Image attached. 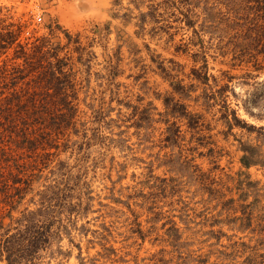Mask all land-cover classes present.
I'll return each mask as SVG.
<instances>
[{"label": "trees", "instance_id": "1", "mask_svg": "<svg viewBox=\"0 0 264 264\" xmlns=\"http://www.w3.org/2000/svg\"><path fill=\"white\" fill-rule=\"evenodd\" d=\"M128 5L123 8L122 0L112 1L110 20L101 29L104 33L113 28L119 41L118 28L112 21L127 27L135 20L133 34L137 39L144 40L145 34L151 36L156 32L160 36L166 34L167 42H172L179 31H184L182 34L189 33V37L186 42L181 38L180 43H190L200 49L191 55L193 66L187 74L188 84H183L174 74L181 72L174 68L180 64L172 59L157 60L150 56L154 70L168 81L173 95L163 98L162 113L156 112L150 102L143 105L139 96L136 104L117 99L118 104L129 109L126 120L132 121L130 127L140 130L144 125L160 122L165 125V147H179L183 138L180 123L192 132L191 139L193 131L200 130L204 124L203 114L190 111L183 101L190 100L204 112L217 106L218 120L225 128L222 134L226 138H235L232 133L235 128L256 132L253 144L235 139L241 153L239 163L246 169L258 166L264 171V126L247 125L238 117L228 102L230 86L216 84V78L208 72L207 52L204 51L210 48L204 43H217L219 54L229 55L236 65L264 72V0H128ZM2 9L0 7V12ZM134 10L136 15H133ZM25 28L24 23L7 22L0 16V261L5 264H40L43 254L50 251L52 245H57L56 251H59L62 233L73 224L76 216L88 210L92 197L89 190H81L89 189L85 181L80 183L82 174L73 175V168L58 156L73 147L77 152L88 148L90 140L104 144L107 139L98 134L100 127L90 128V121L79 120V83L73 65H82L89 75L93 53L81 45L77 34L73 35L57 21L50 20L45 25L46 34L31 35L21 42ZM123 42L129 47L126 40ZM144 46L149 51V46ZM120 48L118 44V51ZM179 50L176 47L175 52ZM107 56L110 62L111 57ZM116 60H119L117 55ZM114 75L115 72L108 76ZM83 80L88 82V76ZM210 80L218 87H212ZM86 106L91 110V122L100 125L116 121L110 116L111 110L104 112L94 110L89 104ZM156 114L158 119H155ZM255 116L263 120L264 111ZM88 131H94L90 137ZM205 137L197 136L198 144ZM163 164L169 170L176 168V172L179 168L192 167L189 160H181L180 156L170 157ZM173 178L160 180L174 189ZM233 180V188L226 190L234 192L236 198H226L222 190L208 187L207 195L215 200L214 206L219 207L217 216H226L219 220L217 217L209 226L226 222L234 224L240 233L250 231L251 236L246 240L242 237L222 239L225 234L221 230L210 229L206 242L214 240L209 246L219 248L197 257L190 254L189 243L176 223L169 220L170 226L166 228L169 250L162 249L159 253L163 256L167 252L171 257L167 260L156 258L153 264H264L262 188L247 174H238ZM156 189L165 190L166 187L156 186ZM81 194L85 195L84 204ZM146 210L153 215V220L159 217L160 209L155 211L149 207ZM223 240L226 242L222 243ZM101 248L104 256L115 254L112 247L105 248L101 244ZM211 252L215 254L214 260L210 259ZM93 260L90 264H95Z\"/></svg>", "mask_w": 264, "mask_h": 264}, {"label": "rangeland", "instance_id": "2", "mask_svg": "<svg viewBox=\"0 0 264 264\" xmlns=\"http://www.w3.org/2000/svg\"><path fill=\"white\" fill-rule=\"evenodd\" d=\"M112 1L0 2V7L3 8L0 12L2 18H6L7 22L25 24L21 42L31 35L46 34L45 25L54 20L73 35L77 34L81 45L93 53L89 75H86L82 65H73L75 79L79 83V120L90 121V128L100 127L98 134L107 137L104 144L93 139L90 140L91 145L88 148L77 152L73 147L58 156L73 168V175L82 174L80 183L85 181L89 189L81 190H89L92 200L88 201V210L76 216L73 224L62 233L59 251H56L57 245H52L50 251L43 254L40 264H90L91 259H94L95 264H153L156 258L170 259L171 255L167 252L163 256L159 253L162 249L169 250L166 235V228L170 226L169 220H173L179 227L182 237L189 243L187 249L193 256L204 257L208 251L219 248L209 246L214 240L206 242L210 238V229L221 230L225 234L222 239L242 237L246 240L251 236L250 231L240 233L234 224L224 222L209 226L217 217L219 220L226 216H217L219 207L214 206L215 200L207 195V189L209 186L220 189L226 198H236L237 195L226 188H233V178L236 179L238 174H247L251 181L258 182L264 194L263 169L258 166L247 169L241 167V153L237 150L238 143L235 140L253 144L256 132L248 133L246 129L235 128L232 132L235 138H226L222 134L225 128L218 120L217 106L204 112L190 100L183 102L190 111L203 114L204 127L193 131L194 136L191 139L192 132L183 122L180 123L183 138L179 147H165V125L160 122L144 125L140 130L130 127L132 121L126 120L129 109L118 104L117 99L136 104V97L139 96L143 105L150 102L156 112L162 113L163 98L173 95L168 81L154 70L150 56L157 60L172 59L180 64V67L174 68L181 69V72L175 71L174 74H177V79H181L183 84H188L190 81L187 74L193 66L191 55L200 49L190 43H180L181 38L186 42L189 37V33L182 34L184 31H179L172 42H167L166 34L160 36L156 32L151 36L145 34L144 40L137 39L133 34L136 29L135 20L127 27L112 21L120 34V40L117 41L113 28L109 33L101 30L110 20ZM127 6L128 0H122V7ZM136 13L134 10L133 15ZM125 40L129 47L123 42ZM118 44H121L119 51ZM144 45L149 46V51ZM204 45L210 47L204 49L207 52L209 74L216 78L218 86L224 83L230 86L228 102L231 108L236 110L238 117L247 125L264 126V119L259 120L255 116L264 111V72L257 73L251 66L236 65L229 55L219 54L216 50L217 43ZM176 47L180 49L178 52H175ZM184 49L186 52L183 53ZM107 55L111 57L110 62ZM116 55L119 60H116ZM75 56L73 53L74 60ZM113 66H117V69ZM109 69L112 73L115 72L114 76H108L112 74ZM138 75L140 77L135 80ZM86 76L88 82L83 80ZM210 84L214 88L218 87L212 80ZM198 92L199 90L196 93ZM88 104L94 110H111L110 116L116 121L100 125L91 122V110L86 106ZM155 119H158L157 114ZM79 128L82 131V127ZM92 132L94 131L87 132L88 137ZM201 135L206 137L198 144L196 138ZM71 139L76 138L71 136ZM262 149L264 150V140ZM177 156L181 160H189L192 167L179 168L180 171L176 172V168L169 170L163 164L166 159ZM164 178L174 179L171 183L175 184L174 189L169 187L168 182L160 180ZM156 186H165L166 189L158 190ZM81 197L84 204L85 195L81 194ZM149 207L155 211L160 209L156 220L147 212ZM225 242L223 240L222 243ZM101 244L105 248L112 247L115 254L104 256L105 251ZM214 255L211 252V260H214ZM0 264L5 263L0 261Z\"/></svg>", "mask_w": 264, "mask_h": 264}, {"label": "clouds", "instance_id": "3", "mask_svg": "<svg viewBox=\"0 0 264 264\" xmlns=\"http://www.w3.org/2000/svg\"><path fill=\"white\" fill-rule=\"evenodd\" d=\"M0 2H2V0H0Z\"/></svg>", "mask_w": 264, "mask_h": 264}]
</instances>
